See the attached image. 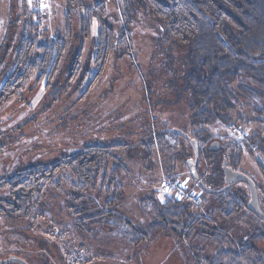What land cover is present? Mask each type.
<instances>
[{"label": "rangeland", "instance_id": "1", "mask_svg": "<svg viewBox=\"0 0 264 264\" xmlns=\"http://www.w3.org/2000/svg\"><path fill=\"white\" fill-rule=\"evenodd\" d=\"M98 2L105 4L108 24L125 32L128 43L117 46L96 85L83 95L97 74L91 62L97 27L93 23L88 40L78 39L79 16L76 10H70L73 35L67 39L68 51L51 86L36 84L33 76L18 96L0 102V186L20 170L35 164L53 166L88 145H123L112 151L113 159L108 162L109 171L116 162L125 167L123 196L115 207L119 214L110 219L111 225L92 227L90 235L77 233L66 207L67 196L74 194L75 180L68 168H61L44 187L29 218L0 216V234L5 235L2 245L10 250L8 254H21L26 264H205L204 260L216 255L210 242L203 243L193 236L187 239L183 233L178 240L160 237L136 246L132 243L134 232L115 219L122 215L139 230H146L154 220L141 208V202L152 195L158 204L174 199L163 185L169 179L184 184L188 194L199 196L200 202L193 205L191 214L210 221L207 232L219 230L236 246L255 235L263 237L264 221L243 205L239 212L228 214L229 203L241 201L238 191L249 197L245 186L238 184L225 195L203 193L187 169L194 149L185 138L176 139L170 133L180 130L189 137V103L184 92L190 68L187 48L166 35L148 8L140 6L130 12V20L123 18L119 0H87L86 4L92 7ZM66 11V0H0V94L14 70L21 36L34 34L37 44H46L59 33L65 35ZM77 54L81 56L79 75L69 82ZM237 101L249 114L247 125L216 124L209 131L213 141L222 145L227 165L245 173L261 189L264 177L258 165H264V160L251 136L262 133L263 124L254 121L251 107L256 106L252 101L239 95ZM229 143L242 147L237 166L231 163L230 154L235 150ZM175 153L179 156L168 160ZM201 160L198 169L204 180L214 173L213 162L206 156ZM56 182L60 191L54 188ZM207 185L214 190L220 187ZM6 197L7 191L0 188V198ZM255 246L264 259V239Z\"/></svg>", "mask_w": 264, "mask_h": 264}, {"label": "trees", "instance_id": "2", "mask_svg": "<svg viewBox=\"0 0 264 264\" xmlns=\"http://www.w3.org/2000/svg\"><path fill=\"white\" fill-rule=\"evenodd\" d=\"M86 2L66 0L65 35L59 33L46 44H37L34 34L25 33L21 36L14 70L2 86L0 102L18 96L27 88L33 76H36V84L45 82L46 88L51 86L68 51L67 39L73 35L70 10H76L79 16L78 39L88 40L93 23L97 27V40L92 48L94 53L91 59L97 74L83 95L92 90L107 65L108 57L116 52L119 44L128 43V37L125 32H119L108 24L105 4L98 2L88 7ZM119 3L124 19L131 20L133 16L130 12L134 13L140 6L148 8L166 35L179 46L187 48L186 57L190 68L184 79V92L188 95L189 103L186 110L190 119L188 138L195 141L199 149V162L196 164L199 180L207 188V183L213 187L218 184L220 187L217 189L224 187L221 166L227 158L223 148L209 150L208 146L214 139L209 129L216 124L247 125L249 114L239 106L238 95L256 106L251 107L256 116L254 121L262 123L263 130L262 133H253L251 141L259 147L264 160V0H119ZM80 59V54H77L73 60L67 79L69 82L75 81L79 75ZM170 133L174 138H180V135ZM229 144L235 150L230 154L231 163L237 166L242 159V147ZM122 147L88 145L74 155L63 157L53 166L35 164L20 170L2 183L7 197L0 213L12 216V219L29 218L33 206L43 195L44 187L54 178L56 171L66 167L75 180L72 186L74 194L66 198V207L74 219L75 231L86 236L90 235L94 226L111 225L110 219L119 214L115 207L123 196L121 183L125 167L120 162H113L109 171L108 162L113 159L112 151ZM172 156L168 160L172 161L174 156L179 155L175 153ZM202 156L213 162L211 171L214 172L204 180L198 169ZM261 164L258 166L264 174V165ZM54 188L58 191L62 189L58 182L54 183ZM209 189L214 190L211 187ZM237 193L245 197L242 192ZM242 202L243 199L239 203L230 202L228 214L239 212ZM193 207L172 198L158 204L152 195L141 202V208L151 213L154 220L146 230H139L132 220L122 215L115 219L134 232L132 243L136 246L142 241H154L160 237L178 240L184 233L187 239L193 236L203 243L208 241L212 244L216 255L204 260L205 264H264L255 246L256 242L263 241L264 236L255 235L236 246L219 230L207 232L210 221L192 215ZM226 245L234 246L235 249H226Z\"/></svg>", "mask_w": 264, "mask_h": 264}, {"label": "water", "instance_id": "3", "mask_svg": "<svg viewBox=\"0 0 264 264\" xmlns=\"http://www.w3.org/2000/svg\"><path fill=\"white\" fill-rule=\"evenodd\" d=\"M172 133L176 135H180L182 138H185L186 140H189L192 149H194V157L189 163L187 164V169L188 172L190 173L191 179L197 183L199 189L206 194L209 195H219L224 192H226L228 189H230L232 186L237 185L238 183H245L248 186L249 190V205H248V210L252 212L254 215H256L259 219L264 220V215L261 213L260 208H259V203H258V192L256 191L255 183L248 178L244 173L240 171H235L231 167L227 165V161H224L221 166V170L223 171V176H224V182L225 186L221 189L217 190H210L205 186V184L201 183L199 180L198 174L196 172V164L199 162V149L197 147V144L195 141L191 140L188 138L184 133H182L180 130H174ZM210 151L214 150H219L222 149V145L216 141H213L212 143L209 144L208 146Z\"/></svg>", "mask_w": 264, "mask_h": 264}, {"label": "flooded vegetation", "instance_id": "4", "mask_svg": "<svg viewBox=\"0 0 264 264\" xmlns=\"http://www.w3.org/2000/svg\"><path fill=\"white\" fill-rule=\"evenodd\" d=\"M229 165V164H228ZM229 167H231L233 170L234 168L229 165ZM237 171V170H235ZM239 171V170H238ZM241 172V171H240ZM243 173V172H242ZM263 173V172H262ZM245 174V173H244ZM222 175H223V171H222ZM246 175V174H245ZM263 177H264V174H262ZM247 176V175H246ZM248 177V176H247ZM249 178V177H248ZM251 179V178H250ZM222 180H224V176H222ZM252 180V179H251ZM224 182V181H223ZM202 183V182H201ZM255 183V182H254ZM238 184H242L243 186H245V188L247 189V192H249L248 190V186L245 184V183H238ZM237 184V185H238ZM237 185H234V186H237ZM225 186V184H224ZM234 186H232L231 188H233ZM255 187H256V191L258 192H261L262 193V197H260V194L258 192V203H259V208H260V211L261 213L264 215L263 213V208H264V186H261V189H259V186H257L255 184ZM0 188H2V182H1V186ZM230 188V189H231ZM229 190V189H228ZM250 193V192H249ZM248 198V199H246ZM239 199H243V202H242V205L244 208H246L245 210L249 211L248 210V203L250 201V197H239ZM3 203L5 204L4 202V198H0V209L3 207ZM250 214H252L254 217H256L258 220H261L259 219L256 215H254L252 212L249 211ZM3 216V215H6V214H3V213H0V216ZM7 219V218H6ZM10 219V218H9ZM12 219V218H11ZM261 221H264V220H261ZM3 234H0V237L2 236ZM4 236H2V238L0 239V264H26V261L25 259H23V257L20 255L16 256V255H13L12 256L10 254H8L7 251H10V250H7V248H5L3 245H2V242H5L4 241Z\"/></svg>", "mask_w": 264, "mask_h": 264}, {"label": "built area", "instance_id": "5", "mask_svg": "<svg viewBox=\"0 0 264 264\" xmlns=\"http://www.w3.org/2000/svg\"><path fill=\"white\" fill-rule=\"evenodd\" d=\"M164 188L165 191L168 192L169 194L171 193V196L177 201V202H183L184 204L187 205H198L200 200L199 196L196 197L195 195H190L188 194L185 189L186 187L184 184H178L175 180L169 179L166 180L164 183Z\"/></svg>", "mask_w": 264, "mask_h": 264}]
</instances>
